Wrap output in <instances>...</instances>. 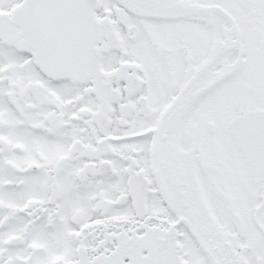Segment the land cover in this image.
<instances>
[{
  "label": "snow or ice",
  "instance_id": "6c2138e0",
  "mask_svg": "<svg viewBox=\"0 0 264 264\" xmlns=\"http://www.w3.org/2000/svg\"><path fill=\"white\" fill-rule=\"evenodd\" d=\"M0 264H264V0H0Z\"/></svg>",
  "mask_w": 264,
  "mask_h": 264
}]
</instances>
